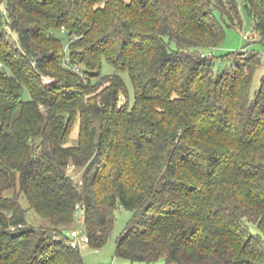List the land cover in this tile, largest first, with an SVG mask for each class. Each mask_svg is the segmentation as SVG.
I'll return each mask as SVG.
<instances>
[{"label": "trees", "instance_id": "1", "mask_svg": "<svg viewBox=\"0 0 264 264\" xmlns=\"http://www.w3.org/2000/svg\"><path fill=\"white\" fill-rule=\"evenodd\" d=\"M246 2L264 38V0ZM241 21L238 0H0V264H85L79 202L97 246L134 210L126 264H264L261 55L217 73L207 52Z\"/></svg>", "mask_w": 264, "mask_h": 264}, {"label": "rangeland", "instance_id": "2", "mask_svg": "<svg viewBox=\"0 0 264 264\" xmlns=\"http://www.w3.org/2000/svg\"><path fill=\"white\" fill-rule=\"evenodd\" d=\"M239 3V13L241 18V23L232 25L224 23L225 25V38L221 44L216 47L207 49L208 53H213L217 56V61L215 65V71L217 73L229 70L232 68L236 54L239 53L243 48L248 50H257L261 55L260 63L255 70L253 76V83L251 87V96L254 97L257 94V91L261 87L264 78V38L261 37L259 32L254 26V17L249 10L246 0H238ZM216 14L220 17L219 11H216ZM257 33L258 36L253 38L251 35ZM62 41L66 45L69 39L68 33L63 31H58ZM246 35H248L246 37ZM10 36H12L10 34ZM222 56H225L221 58ZM116 67L108 61H104L102 68L103 74L114 73ZM122 77L124 78L129 91V103L133 104L135 99V89L130 78L128 70L120 71ZM47 81L51 79L46 77ZM28 96V95H26ZM79 136V123L77 122L71 133L69 143L75 144L78 141ZM73 175H78V171L75 170L71 172ZM81 173V171H80ZM76 175V176H77ZM80 175V174H79ZM78 177V176H77ZM21 202L25 208H27V218L29 222L35 224H48L49 220L36 214L32 208H30L29 200L25 196H21ZM81 217L77 216L75 220V226L72 225V228L81 229L83 225V216L82 212ZM134 216V210L128 209L122 205H118L115 211V223L114 228L111 232L110 237L107 242L101 246L93 245L91 242L81 247L82 255L85 261V264H126L128 262L127 258H123L116 255L117 248V238L129 225ZM251 229L254 232L259 231L257 224L252 223Z\"/></svg>", "mask_w": 264, "mask_h": 264}, {"label": "built area", "instance_id": "3", "mask_svg": "<svg viewBox=\"0 0 264 264\" xmlns=\"http://www.w3.org/2000/svg\"><path fill=\"white\" fill-rule=\"evenodd\" d=\"M248 35H246L247 37ZM253 38H256L258 36L257 33H253L251 35ZM76 170V165L75 164H71L69 166V171L73 172ZM79 183L82 184L83 183V179L79 180ZM85 210H86V205L83 202H79L77 204V208H76V217L79 216L81 217V213L82 212V216H83V225L81 229H77V228H72L70 230V234L72 236V244L75 247H79L81 248L82 246H85L86 244H88L90 242V235L86 229V225H85Z\"/></svg>", "mask_w": 264, "mask_h": 264}]
</instances>
